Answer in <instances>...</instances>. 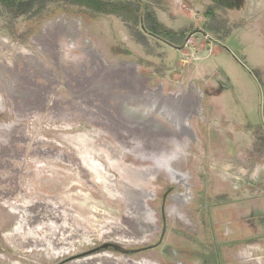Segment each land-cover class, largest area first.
<instances>
[{
	"label": "rangeland",
	"instance_id": "1",
	"mask_svg": "<svg viewBox=\"0 0 264 264\" xmlns=\"http://www.w3.org/2000/svg\"><path fill=\"white\" fill-rule=\"evenodd\" d=\"M117 1L0 4V264H264L263 0ZM131 79L191 88L194 141Z\"/></svg>",
	"mask_w": 264,
	"mask_h": 264
},
{
	"label": "bare ground",
	"instance_id": "2",
	"mask_svg": "<svg viewBox=\"0 0 264 264\" xmlns=\"http://www.w3.org/2000/svg\"><path fill=\"white\" fill-rule=\"evenodd\" d=\"M260 1V0H258ZM253 7L255 6L256 0H251ZM264 5V0L262 1ZM135 79H131L132 87L131 90L135 92L134 94L121 96L122 102L129 104L133 101H136V108L142 109L144 113H146L154 122H164L165 125L171 126L174 129V134L179 138L187 139L189 142L194 141V130L192 127V120L197 115V105L198 101L196 96L194 95L191 88H188L187 91L180 92L177 91L171 94H164L161 89L157 91L146 90L138 91V86L135 87ZM128 81V82H129ZM120 99V98H119ZM117 102V100H116ZM118 103H120L118 101ZM170 103V105H169ZM142 104L144 107L142 108ZM138 110V109H137ZM146 115V116H147ZM148 125V123H146ZM167 126L161 124V131L167 130ZM163 127V128H162ZM158 127H154L153 132L158 131ZM160 132V131H158ZM173 132V131H172ZM222 166V164H221ZM230 167V166H229ZM227 165L220 167L221 172L225 173L229 171ZM218 169V168H217ZM180 181H184L183 177L179 178ZM185 196H175V201H180L182 203V199ZM118 234H123L121 231H126L123 227L115 228ZM32 234V233H30ZM31 237V236H30ZM29 238V237H28ZM31 239V238H30ZM103 264H115L110 262L108 259H104L102 261ZM126 264V263H123Z\"/></svg>",
	"mask_w": 264,
	"mask_h": 264
},
{
	"label": "trees",
	"instance_id": "3",
	"mask_svg": "<svg viewBox=\"0 0 264 264\" xmlns=\"http://www.w3.org/2000/svg\"><path fill=\"white\" fill-rule=\"evenodd\" d=\"M58 1V0H50ZM65 2L70 3H81L82 6L89 8V10L99 13H113L118 17L131 16L132 19L137 20L134 14H137V9H133L131 5L125 3L122 4L117 0H64ZM35 0H0V4L8 9V11L14 15H24L28 14L31 9L34 8ZM149 25H151L150 30H146L151 36L164 40V37H159V34L156 32V28L152 24L157 26V23L151 18L147 17ZM143 24V23H142ZM145 28V27H144Z\"/></svg>",
	"mask_w": 264,
	"mask_h": 264
},
{
	"label": "flooded vegetation",
	"instance_id": "4",
	"mask_svg": "<svg viewBox=\"0 0 264 264\" xmlns=\"http://www.w3.org/2000/svg\"><path fill=\"white\" fill-rule=\"evenodd\" d=\"M122 1H127V0H122ZM129 1V0H128Z\"/></svg>",
	"mask_w": 264,
	"mask_h": 264
}]
</instances>
